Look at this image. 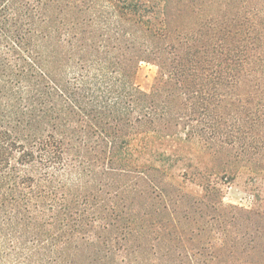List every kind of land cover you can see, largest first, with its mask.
<instances>
[{"label":"trees","instance_id":"trees-1","mask_svg":"<svg viewBox=\"0 0 264 264\" xmlns=\"http://www.w3.org/2000/svg\"><path fill=\"white\" fill-rule=\"evenodd\" d=\"M179 135L264 158V0H0V264H264V212L129 174Z\"/></svg>","mask_w":264,"mask_h":264},{"label":"rangeland","instance_id":"rangeland-1","mask_svg":"<svg viewBox=\"0 0 264 264\" xmlns=\"http://www.w3.org/2000/svg\"><path fill=\"white\" fill-rule=\"evenodd\" d=\"M180 15V14H179ZM166 74L156 65L141 64L137 84L146 94L162 90ZM167 140L162 146L150 143L140 158H121L129 163V174L142 172V177H156L153 170L173 178L174 192L200 198L209 196L214 206L258 210L264 212V172L254 180L247 161H264V158H230L216 144L206 145L198 140ZM163 153L169 158L154 155ZM151 154V155H150ZM154 238V240H152ZM144 244L139 240L128 244L129 264H171L167 241L152 236ZM172 253V252H171Z\"/></svg>","mask_w":264,"mask_h":264}]
</instances>
